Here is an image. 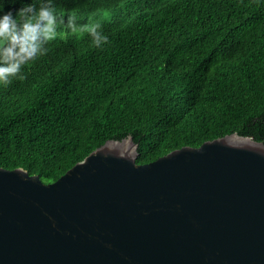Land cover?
<instances>
[{
	"label": "trees",
	"instance_id": "trees-1",
	"mask_svg": "<svg viewBox=\"0 0 264 264\" xmlns=\"http://www.w3.org/2000/svg\"><path fill=\"white\" fill-rule=\"evenodd\" d=\"M46 0H0V12ZM67 23L46 55L0 85V166L48 183L109 139L139 163L237 132L264 141V0H52ZM111 12L110 16L103 15Z\"/></svg>",
	"mask_w": 264,
	"mask_h": 264
},
{
	"label": "water",
	"instance_id": "water-1",
	"mask_svg": "<svg viewBox=\"0 0 264 264\" xmlns=\"http://www.w3.org/2000/svg\"><path fill=\"white\" fill-rule=\"evenodd\" d=\"M138 156L128 135L48 183L0 166V264H264V141Z\"/></svg>",
	"mask_w": 264,
	"mask_h": 264
},
{
	"label": "clouds",
	"instance_id": "clouds-1",
	"mask_svg": "<svg viewBox=\"0 0 264 264\" xmlns=\"http://www.w3.org/2000/svg\"><path fill=\"white\" fill-rule=\"evenodd\" d=\"M105 12L103 15H106ZM111 15V14H110ZM64 25L73 35H83L91 46L102 48L109 43L99 21L78 25L75 11L68 14L67 23L58 17L52 0L39 6L30 4L19 10L0 12V85L8 87L14 80H23L22 69L46 55L49 45L58 38V28Z\"/></svg>",
	"mask_w": 264,
	"mask_h": 264
},
{
	"label": "rangeland",
	"instance_id": "rangeland-1",
	"mask_svg": "<svg viewBox=\"0 0 264 264\" xmlns=\"http://www.w3.org/2000/svg\"><path fill=\"white\" fill-rule=\"evenodd\" d=\"M110 14H111V12H107V13H106V16H110Z\"/></svg>",
	"mask_w": 264,
	"mask_h": 264
}]
</instances>
